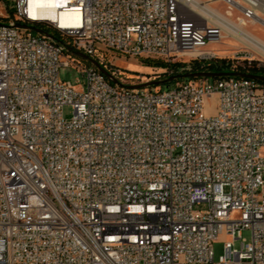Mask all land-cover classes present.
<instances>
[{
    "label": "built area",
    "instance_id": "2783aa9c",
    "mask_svg": "<svg viewBox=\"0 0 264 264\" xmlns=\"http://www.w3.org/2000/svg\"><path fill=\"white\" fill-rule=\"evenodd\" d=\"M65 0L76 25L15 0L0 25V264H264V82L141 84L115 60L212 62L264 0ZM225 21V22H224ZM47 24L60 37L21 25ZM253 36V35H251ZM237 54L259 52L242 42ZM96 60L119 82L72 56ZM231 61V72L242 67ZM258 66L264 67L259 60ZM73 67L80 87L60 79ZM70 106L73 116L65 118ZM206 203L207 209L195 206ZM237 213V218L232 214ZM251 232L250 242L242 232ZM225 242L215 262L212 245Z\"/></svg>",
    "mask_w": 264,
    "mask_h": 264
},
{
    "label": "rangeland",
    "instance_id": "374dc122",
    "mask_svg": "<svg viewBox=\"0 0 264 264\" xmlns=\"http://www.w3.org/2000/svg\"><path fill=\"white\" fill-rule=\"evenodd\" d=\"M202 2H211L210 6L221 13H224L225 11V5L219 2H214L213 0H200ZM6 4L0 0V23H4L6 21L5 17L7 15L8 9H12L14 7L15 0H7ZM8 7V9H7ZM31 27H37L42 29L43 31L51 34L54 37H60V33L52 29L49 25L47 24H38V25H30ZM245 30L249 32L251 35H248L249 37H253L256 39L261 40L264 42V26L256 23V22H249L247 27H245ZM229 32V31H228ZM33 33L37 35V32ZM242 42H246V40L242 39H235L231 36H227L225 40H223L220 44H211L207 47V50H213L217 51L219 55V59H226L230 60H235L236 57H241L244 58V55L237 54L239 50L243 48ZM255 48V47H254ZM257 49V48H255ZM258 50V49H257ZM260 52V50H258ZM249 54H247V57L250 58L251 62L256 63L257 65L260 63L259 60L262 61V64L264 63V55L257 53V52H252L248 51ZM75 58L81 60L85 64H89L87 61L84 59L72 54ZM182 63L188 64L191 62V57L189 56H184L183 59L181 60ZM156 62L163 63V60L160 58H151V59H146V60H125L123 58L115 60V64L121 69V71L125 72L128 76H132L134 78V81H141L142 83H147L151 81H157V80H162L165 77V67H156ZM236 64L240 66H247L249 62L244 59H237L234 61ZM143 67V68H142ZM189 67V65H187ZM60 79L65 82H70L72 85H75L77 87L81 88V85H83L84 78L80 74L78 70H76L73 67L70 68H60ZM213 80V79H210ZM176 83H172L170 86H174ZM152 89V87H149ZM169 88V87H168ZM164 88V90L168 89ZM156 89L157 88H153ZM63 116L65 118H71L73 116V109L70 106H65L63 108ZM196 210L204 211L207 209V204L202 203L199 205L195 206ZM238 214L233 213L232 218H237ZM243 239L246 240V242H250L251 240V232L249 230H244L242 232ZM232 241L234 248L240 249V244L242 242L241 239L233 241L231 236L227 235H220L218 239L213 243L212 245V251H213V258L214 261L217 262L219 261L220 257L224 255L225 253V242Z\"/></svg>",
    "mask_w": 264,
    "mask_h": 264
},
{
    "label": "water",
    "instance_id": "95a60500",
    "mask_svg": "<svg viewBox=\"0 0 264 264\" xmlns=\"http://www.w3.org/2000/svg\"><path fill=\"white\" fill-rule=\"evenodd\" d=\"M1 25V23H0ZM19 27L23 28H28L33 30L34 32H37L39 34H43L45 36L53 37L51 34L43 31L40 28L37 27H31V26H26V25H21ZM67 50L84 59L87 61L89 64L95 66L98 68V70L105 75L110 81L113 83L119 84L118 80L107 70L105 69L101 64H99L96 60L88 57L87 55L74 50L73 48L67 46ZM228 77H234V78H246V79H253L257 81L264 82V77L263 76H257L249 73H244V72H184V73H178V74H173L170 75L162 80H157V81H151L147 83H142V84H137V85H132V86H126L129 89H146L149 87H156V86H161L164 84H172L173 82H176L178 80L182 79H223V78H228Z\"/></svg>",
    "mask_w": 264,
    "mask_h": 264
},
{
    "label": "bare ground",
    "instance_id": "6f19581e",
    "mask_svg": "<svg viewBox=\"0 0 264 264\" xmlns=\"http://www.w3.org/2000/svg\"><path fill=\"white\" fill-rule=\"evenodd\" d=\"M65 0H30L31 16L35 20L59 21L60 26H75V13L68 11ZM225 22V21H224ZM228 27L229 35L235 39L249 41L255 48L264 55V42L259 39L249 37L244 31L235 29L232 25L225 23ZM256 49V50H257Z\"/></svg>",
    "mask_w": 264,
    "mask_h": 264
},
{
    "label": "trees",
    "instance_id": "16d2710c",
    "mask_svg": "<svg viewBox=\"0 0 264 264\" xmlns=\"http://www.w3.org/2000/svg\"><path fill=\"white\" fill-rule=\"evenodd\" d=\"M6 6L7 0H2ZM8 8V7H7ZM189 65V67H187ZM156 67H166L165 64L156 62ZM171 69L173 71V74H178V73H184V72H231V62L230 60L226 59H217L212 62H199L197 60H193L188 64H184L181 62H177L171 66ZM238 72H244V73H249L257 76H263L264 77V67L258 66L256 63L251 62L247 66H242L237 69ZM165 77H168L165 75ZM189 80H195V79H182L178 80L173 83L181 82V81H189ZM171 84H164L161 86H156L152 87L157 88V90H164V88L170 87ZM156 90V89H155Z\"/></svg>",
    "mask_w": 264,
    "mask_h": 264
},
{
    "label": "crops",
    "instance_id": "0c3cea01",
    "mask_svg": "<svg viewBox=\"0 0 264 264\" xmlns=\"http://www.w3.org/2000/svg\"><path fill=\"white\" fill-rule=\"evenodd\" d=\"M143 68V67H142Z\"/></svg>",
    "mask_w": 264,
    "mask_h": 264
}]
</instances>
